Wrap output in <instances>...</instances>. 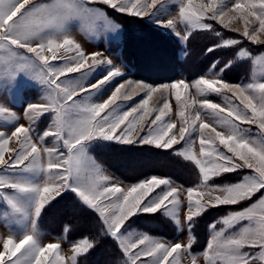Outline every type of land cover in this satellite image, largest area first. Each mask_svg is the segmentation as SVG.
<instances>
[{
    "label": "snow or ice",
    "instance_id": "6c2138e0",
    "mask_svg": "<svg viewBox=\"0 0 264 264\" xmlns=\"http://www.w3.org/2000/svg\"><path fill=\"white\" fill-rule=\"evenodd\" d=\"M102 2L118 12L134 17L149 15L147 11L149 7L156 10L152 15L166 11V3H160V7L157 8L158 0H152L150 5L142 4L141 0H102ZM29 4L30 0H0V53L5 54L0 55V85L6 89L10 88L14 93L35 85L42 86L48 90L46 97L48 103L29 102L26 105L24 111L30 117L28 128L23 125L15 126L10 134L0 130V202L6 203L9 209L5 212V216L9 218V225H20L22 230L18 242L14 235H9L3 240L0 264H62L60 244L41 245L36 224L45 206L56 197H62L64 193L74 194L84 205L98 213L105 226V233L118 243L126 257L124 264H137V262L172 264L169 257L174 253L179 255L182 248L185 252L189 251L191 244L187 247L179 242L168 245L147 234L136 235L133 238V234L127 229L121 231L125 222L137 213H156L161 209L165 213L173 212L179 205V193L177 188L171 186L172 182L169 179L153 176L124 189L118 185L107 186L110 177L102 175L94 163L92 171L96 180L89 183L81 177V168L89 149L93 148V141H115L121 144L134 142L131 136L136 131L139 121L144 119L151 93L157 89H148L147 97L138 102L140 108L144 110L139 112L136 105L125 108L117 103L119 100L131 99L128 92L122 93V89L125 88L123 83L116 86L103 102L87 103L83 100H75V96L85 92L89 97L100 96L104 87L113 78L121 75L120 69L116 68L110 59H97L101 55L99 52L91 54L92 62L89 64V57L82 51L81 46L67 34L66 23L71 14L65 11L66 8L73 7L77 13L83 15H89L94 10L86 7L83 0H73L72 5L34 3L26 7ZM229 9L240 14L244 20L242 35L253 42H260L257 39V32H264V0H259L258 4L233 3L231 0L228 3L221 0V3L216 4L215 0H210L207 5L201 4L195 11L192 10V0H187V5L181 0L179 18L191 29L210 30L212 26L203 21L210 19L223 23ZM245 11L247 16L243 15ZM207 13L212 15L208 16ZM250 17H254L258 22V28L253 27L251 31L247 26ZM156 23L166 29H175V20L171 18L166 21L158 18ZM187 35H190V32L186 33L185 39ZM216 35L220 36L221 33L217 32ZM58 36L62 39L57 38ZM239 43H241L239 40L229 38L223 40L221 44L213 45L208 51L212 52L221 46H235ZM21 48L25 53L34 55L27 56L16 51ZM69 53L75 55L69 56ZM247 54L246 49H240L237 57L241 58ZM232 63L233 60H228L220 69V73L231 67ZM101 64L108 65L109 70L96 83L89 86L96 89L95 93L79 85L77 78L61 80V77L80 72L86 66L89 71H95ZM25 66H30L36 75L29 76L23 72ZM131 83L129 81V84ZM193 86L204 96L230 92L235 101H239V104H236L232 98L225 97L228 100L226 107L207 99L200 102L203 113L210 114L220 126L226 127L227 134L217 131L216 127L204 122L205 116L199 110L195 113L192 124L187 125L183 110L186 105L181 101L180 89L184 88L186 91L188 83L180 80L178 83L163 87L175 90V100L181 108L178 115L182 123L187 126L179 128L178 137L173 133L176 124L164 119L165 109L169 108V104L165 102L157 109L158 114L150 119L147 134L139 137L143 144L169 149L181 141L190 146L195 141L193 133L199 134L200 158L192 153L191 147L175 153L193 162L201 176L200 184L186 189L190 235L194 226V217L206 210L201 199L194 200V195L197 197L204 195L199 189H208L209 195L213 191L223 194L216 195L208 201L213 207L237 204L241 200L251 199L255 193L264 190V137L246 136L244 133L250 130L240 128V124H253L264 132V82L232 84L221 79L220 74L216 73L214 78L201 77L193 82ZM137 87L147 86L137 82ZM240 105L243 107L241 108ZM49 112L53 113L52 122L42 132H37V119ZM0 115L15 116L2 106H0ZM196 121H200L198 128ZM122 125L125 126L124 131L117 136L116 133ZM206 129L215 133L214 139L205 135ZM33 135L41 142L47 137H53L54 142L51 146L42 144L38 147L37 143L32 141ZM12 138L18 142L19 150H11L13 155L5 159V152L9 151L7 146ZM217 140L226 152L219 150L216 146ZM96 147L99 145L97 144ZM42 152L47 156L46 166L42 163ZM227 153H232V156ZM236 160L242 163L238 164ZM245 167L251 169L254 174L243 175L239 182L231 185L209 186L208 184L214 176L236 172ZM40 177L44 178L43 183L40 182ZM161 185H164L165 189L151 195ZM169 205H172V208H169ZM244 220L254 226L242 227L239 231L228 235H225L223 229L215 232L203 253L209 264L213 261V256H210L209 252L223 260L224 264H257V260L264 261V192L257 203L221 218V222L226 227H234L235 222ZM176 224L179 226L178 220ZM210 227L215 228V224ZM92 247L93 242L88 238L76 242L73 249L76 255L71 258L72 264H76L78 255L86 254ZM245 248L249 251H244ZM256 249L259 251H255ZM141 257H151V260H141Z\"/></svg>",
    "mask_w": 264,
    "mask_h": 264
},
{
    "label": "rangeland",
    "instance_id": "374dc122",
    "mask_svg": "<svg viewBox=\"0 0 264 264\" xmlns=\"http://www.w3.org/2000/svg\"><path fill=\"white\" fill-rule=\"evenodd\" d=\"M180 2L181 0H158L157 8L160 7V3H166V11L162 14L158 12L156 15H152V13L156 10L149 7L147 9L149 15H145L142 17H134L128 15L127 13L118 12L112 9L109 5L104 4L102 0H83V3L86 7L94 10V12L89 15L77 13L73 7L65 9L66 12L71 14L70 19L66 23L67 34L69 38L73 39L81 46L82 51L86 56L89 57V64L92 62L91 54L99 52L101 53V55L97 57L98 60H104V58L110 59L112 61V64L116 68H119L121 72L120 76L113 78L111 82L104 87V91L100 96L93 95L89 97L88 93L85 92L75 96V100H83L87 103L103 102V100H106L108 98V96L111 94V91L114 90L116 86L123 83L125 85V88L122 89V93L128 92L131 95V99L119 100L117 101V103L124 106L125 108L131 105H136L139 112L144 110L140 108L138 102L147 97L148 89H157L156 91L151 93V99L149 100V104L147 105L144 119L139 121V123L136 125V131L131 136V139L134 142L131 144H121L115 141H93V148L89 149L87 158L85 159L81 168V177L85 182L89 183H92L96 180L94 172L92 171L94 163L95 166H98L102 175L110 177V180L107 182V186L118 185L122 189H124L126 186L136 184L153 176L169 179L172 182L171 186L177 188L179 193V205L173 210V212L169 214L165 213L164 210L161 209L156 213H137L125 222V226L121 231L124 232L125 229H127L133 234V238H135L136 235L147 234L153 239L164 242L168 245L179 242L182 246L187 247L189 244H191V248L189 249V251L185 252L182 248L179 255L174 253L172 257H169V260L172 261V264H193V258H195V264H209V260L205 258L203 253L207 248V244L209 243V241L212 240L215 232H219L223 229L225 235H228L239 231L242 227L254 226L250 224V222L244 220L235 222L234 227H226L221 222V218L228 217L233 213L239 212L243 209L248 208L250 205L257 203L264 190L255 193L251 197V199L241 200L237 204H227L213 207L208 203V201L212 200L216 195L222 196L223 194L219 191H213L211 192V195H209L208 189H199V191L204 192V195L203 197H197L194 195V200L197 198L201 199V203L205 205L206 210L203 211L201 215L194 217V226L191 229L190 235L187 221L188 200L186 189L188 187H195L196 185L200 184L201 176L198 167L193 162L185 160L181 155H177L175 153L178 150L184 151L185 149L191 147L192 153L200 158L199 134L197 132L193 133L195 141L190 146L181 141L180 143L173 145V147L169 149L156 148L154 145L143 144L140 142L139 137L147 134L150 119L154 118V116L158 114L157 109L162 107L165 102L169 104V108L165 109L166 116L164 119L168 122L176 124V128H174L172 131L173 133L177 134V137L179 128L182 126L191 125L192 121L195 119V113L198 110L201 111V114L205 116L204 122L209 123L212 127H216L217 131H221L227 134L228 129L226 127L220 126V124H218L210 114L203 113V110L200 109V102L207 99L208 101L217 103L222 107H226L228 104V100H226L225 97L232 98V100L236 104H239V101H235V98L232 97V93L230 92H225L223 95H217L215 93L209 94L207 96L201 95L193 86V82L200 79L201 77L214 78L216 73L220 74L221 79L232 84L264 82V32H257V39L260 42H253L252 40L245 38L242 35L245 27L244 20L241 18L240 14L231 11L230 9L227 11V15L224 16L223 23L210 19H205L203 21L204 23L212 26L210 30L191 29L179 18ZM209 2L210 0H192V10L195 11L201 4L207 5ZM224 2L228 3L230 2V0H224ZM231 2H246L258 4L259 0H231ZM34 3L72 5L73 0H30V4L26 5V7H30L31 4ZM141 3L150 5L152 3V0H141ZM183 3L187 5V0H183ZM215 3H221V0H215ZM207 15L211 16L212 13H207ZM243 15L247 16V11H245ZM158 18L164 19L165 21L169 18L174 19L175 29L170 30L158 25L156 23V20ZM249 20L250 23L247 26L249 27L250 31L253 27L258 28V22L254 17H250ZM125 25L126 27L129 26V29L137 34H142L143 31L144 33H146L145 37L149 33H152V29L165 32L168 36L174 38L180 44L181 49L179 52V58L181 60L189 59L193 53L195 43L203 40L201 45H203L204 47V52H202L201 57L203 59V62H205V68L201 71L200 75L193 78H188L184 69L183 73L185 74H182L179 78L170 82L153 83L136 78L134 76V69L124 60L122 55L123 40L127 35L126 33H128ZM224 25L227 26L225 27ZM237 29L239 31H236ZM188 32H190V35H187V38L185 39L184 37ZM217 32L221 33V35L217 36ZM176 33H179V35H177ZM57 38L62 39V37L59 36ZM229 38L237 39L241 43L235 46H221L212 52L208 51V49L213 45L221 44L223 40H227ZM240 49H246L248 54L244 57L238 58L237 52ZM16 51L19 53H24L27 56L34 55L32 53H25V50L22 48L16 49ZM62 51L63 50H61V52ZM46 54L51 55L50 53ZM0 55L5 54L0 53ZM68 55L72 56L75 55V53H69ZM228 60H233L231 67L220 73V69L224 67ZM213 65H215V67H213ZM108 70L109 67L106 64H101L95 69V71H89L86 66L85 68L81 69L80 72L69 73L66 77H61V80H68L73 77L77 78L79 85H82L85 88H89L90 92L95 93L96 89L90 88L89 86L96 83L98 79L106 75ZM22 71L27 73L29 76L36 75L35 71L30 66H25ZM85 73H87V75H84ZM180 80H184L188 83V88L186 91L184 88L180 89L181 101L186 105L183 110L185 112L187 125L182 123L178 115L181 108L178 106L177 101L175 100V90H172L170 87L167 89L163 87V85L178 83ZM129 81H131L132 83L129 84ZM137 82H142L143 85H146L147 87H137ZM47 93L48 90L39 85H35L24 89L23 91H17L15 93L10 88L6 89L4 86L0 85V106L7 108L10 112L15 114L14 117L0 115V130H4L8 134H10V131L14 130L15 126L23 125L25 128H28L30 126V117L25 114L24 109L26 105L29 102L48 103V100L46 99ZM240 107L242 108L243 106L240 105ZM52 117V112H49L44 116H40L36 122V131L42 132L43 130H45L52 122ZM129 119H131V117ZM8 121H11V123H8ZM195 123L196 127L198 128L200 121H196ZM4 125H6V127H4ZM124 127L125 126L122 125L121 129L117 131V136H120L123 133ZM240 128L250 130L244 133V135L246 136L264 137V132H261V130L256 125L240 124ZM205 135L212 136L213 139L215 138V133L211 132L210 129L205 130ZM32 141L34 143H37L38 147H40L42 144L51 146L54 142V138L47 137L41 142L36 139L35 135H33ZM97 144L99 145V147H96ZM113 146H121L125 148L129 146L143 148L148 147L162 150L165 153L169 152L172 157H174L177 165L180 166V170L185 171L186 174L185 176H180L178 178L162 176L159 174H151L135 182L125 181L111 168H109L106 162L103 161L99 156V151L111 148ZM216 146L220 151L226 152V149L223 147V145L219 144L218 140L216 141ZM7 147L9 151L5 152V159H8L13 155V152L11 150H19V144L15 138L9 140V144ZM61 150L64 151L63 149ZM227 155L232 156V153H227ZM41 159L42 163L46 166L47 156L43 152L41 153ZM235 162L238 164L242 163L239 160H236ZM25 163H27V161ZM177 173L179 172L177 171ZM246 174L254 173L251 169L245 167L239 169L236 172L222 173L220 175L214 176L208 181V184L209 186L231 185L239 182L242 179L243 175ZM40 182H44L43 177H40ZM162 189H165L164 185H161L159 188H157L155 190V193H152L151 195H155L156 193L161 192ZM57 198L58 197H56L54 200H56ZM54 200L48 203L43 209L39 218V223L43 217L46 207L52 204ZM76 200L84 205L81 201H79L78 198H76ZM105 203H107V201H105ZM169 208H172V205H169ZM6 211H9L6 203L0 202V242L7 239L9 235H14L15 239L18 241L22 236L21 227L20 225L16 224L9 225V218L5 216ZM208 213L214 216L213 219H211L208 224H206V226L199 225L202 217ZM96 214L98 215V213ZM147 218L155 219L156 225H149L150 228H155L156 231L161 230L163 231V234L150 232L145 225L143 227V224H148L146 222ZM176 220L179 221V226H177ZM197 222H199V226L197 225ZM213 224H215V228L210 227V225ZM198 227H204L205 229L206 236L203 237L205 242H201V239H199L195 235V228L198 229ZM5 228H7L10 231L9 233L11 234L5 232ZM103 229L105 233L104 225ZM36 230L37 234L39 232L41 233L42 230L43 232H47L57 237L58 241H50V243L60 244V255L63 257L62 264H72L71 258L76 255L73 250L76 242L82 241L84 238H88L92 242L89 237H83L80 239L70 238V227L68 226L64 228V231L61 234H54L49 230H45L41 228L40 224L36 225ZM202 231L204 230H201V232ZM118 248L123 256V259L119 262V264H124V262L126 261V257L124 256L121 248L119 246ZM91 249L86 254L78 255L76 264H85V259L90 253ZM243 250L249 251L248 248H245ZM255 251L259 250L256 249ZM209 255L213 256L212 264H224V261L220 260L218 257H215L213 253L209 252ZM144 259L151 260V257H141V260ZM137 264H139V262H137ZM257 264H264V261L257 260Z\"/></svg>",
    "mask_w": 264,
    "mask_h": 264
},
{
    "label": "trees",
    "instance_id": "16d2710c",
    "mask_svg": "<svg viewBox=\"0 0 264 264\" xmlns=\"http://www.w3.org/2000/svg\"><path fill=\"white\" fill-rule=\"evenodd\" d=\"M126 28L128 33L123 40L122 55L134 69L136 78L153 83L170 82L185 74L184 69L187 77L193 78L200 75L206 66L201 57L204 52L201 45L203 40L195 43L189 59L181 60L180 44L165 32L152 29V33H147L145 37L146 33L143 31L142 34H137L130 30L129 26ZM99 156L109 168L128 182L138 181L151 174L174 178L186 174L180 170V166L169 152L165 153L155 148L113 146L99 151ZM213 217L208 213L202 217L200 224L197 222V225L206 226ZM155 221L147 218L148 224H143V227L145 225L150 232L163 234L161 230L150 228L149 225H156ZM39 224L41 228L54 234H61L68 226L69 237L72 239L89 237L94 245L85 259V264H119L123 259L116 241L104 233L99 216L79 203L71 193H64L62 197L48 205ZM195 235L201 242H205L204 227L195 228Z\"/></svg>",
    "mask_w": 264,
    "mask_h": 264
},
{
    "label": "crops",
    "instance_id": "0c3cea01",
    "mask_svg": "<svg viewBox=\"0 0 264 264\" xmlns=\"http://www.w3.org/2000/svg\"><path fill=\"white\" fill-rule=\"evenodd\" d=\"M39 218L37 220V224H39ZM4 231L7 232V233L10 232L7 228H5ZM9 234H11V233H9ZM38 237H40V243H41V245L49 244L50 241H58L57 237H55V236H53V235H51V234H49L47 232H43L42 230H41V233L40 232L38 233ZM2 242H0V251L3 250Z\"/></svg>",
    "mask_w": 264,
    "mask_h": 264
}]
</instances>
